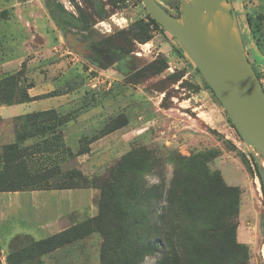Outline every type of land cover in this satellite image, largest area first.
<instances>
[{"label":"rangeland","instance_id":"rangeland-1","mask_svg":"<svg viewBox=\"0 0 264 264\" xmlns=\"http://www.w3.org/2000/svg\"><path fill=\"white\" fill-rule=\"evenodd\" d=\"M157 1L179 15V0ZM231 5L239 16L246 55L264 82V0H231ZM0 8L7 10L0 14V65L25 54L29 23L36 22L39 30L47 26L42 36L48 54L43 52L44 44L39 48L30 41L33 50L43 51L33 63L28 61L34 53L28 54L20 87L47 82L55 92L75 91L71 106L54 120L27 127L22 117L0 119V153L16 135L28 136L23 146L33 152L27 156L32 172L58 165L66 181L82 186L106 174L129 150L142 148L149 158L142 180L146 183L144 175H153L165 188L175 169L184 168L188 158L205 154L207 170L218 172L226 184L239 189L236 238L243 243L248 234L242 231L252 235L244 243L246 264H264V195L251 153L176 40L152 26L146 32L136 30L134 23L148 20L141 0H0ZM30 10L34 17L28 15ZM243 14L252 22L253 40L242 27ZM73 39L86 44L91 54L77 50ZM16 65L6 63L2 69L12 71ZM156 68L161 70L154 74ZM4 73L9 72L0 71V77ZM56 105L55 100L42 99L13 111ZM89 190L0 192L2 252L32 241L18 234L39 240L59 231L62 222L78 223L95 215L99 190L92 200ZM101 242L100 233L92 232L61 246L68 249L51 263L101 264ZM154 260L149 255L142 264ZM22 263L43 264L40 258Z\"/></svg>","mask_w":264,"mask_h":264},{"label":"trees","instance_id":"trees-1","mask_svg":"<svg viewBox=\"0 0 264 264\" xmlns=\"http://www.w3.org/2000/svg\"><path fill=\"white\" fill-rule=\"evenodd\" d=\"M147 16L145 24L134 23L138 32H146L149 26L163 30L149 14ZM22 66L0 77V105L54 95L55 92H48L30 96L27 90L32 85L21 88L20 83L26 78ZM162 66H165L164 62ZM161 68H156L153 73H158ZM204 86L210 89L205 81ZM57 116L58 112L51 108L29 112L19 118L24 119L21 123L32 127ZM226 118L234 129L227 115ZM26 138L28 136L18 134L14 141L2 147L0 191L94 188L99 190L98 210L95 215L65 229L9 251L5 258L7 264L39 259L41 255L92 232H99L102 237L101 264H142L149 255L154 256V264L247 263V246L236 238L239 189L226 184L218 172L207 170L205 154L194 155L188 158L184 168L175 169L167 188L163 182L145 187L142 176L149 167V158L142 148L126 152L103 176L76 186L66 181L67 175L58 165L32 172L27 156L33 152L23 146ZM173 157L180 160L178 156ZM257 176L264 195L258 172Z\"/></svg>","mask_w":264,"mask_h":264},{"label":"water","instance_id":"water-1","mask_svg":"<svg viewBox=\"0 0 264 264\" xmlns=\"http://www.w3.org/2000/svg\"><path fill=\"white\" fill-rule=\"evenodd\" d=\"M141 3L208 84L251 153L264 187V91L247 60L231 0H179V15L157 0Z\"/></svg>","mask_w":264,"mask_h":264},{"label":"crops","instance_id":"crops-1","mask_svg":"<svg viewBox=\"0 0 264 264\" xmlns=\"http://www.w3.org/2000/svg\"><path fill=\"white\" fill-rule=\"evenodd\" d=\"M4 11H7L6 8H0V14L1 15L4 13ZM40 11L41 10L39 9L38 10L39 14L42 13ZM28 15L31 16V17H34L36 14H33V12H31V10H30L28 12ZM41 15H43V13ZM236 18H237L238 25H239V28H240V31H241V26H240V23H239V16H236ZM240 19L242 20V23H243L242 24L243 29L246 31L247 35L250 36V38L253 40L255 38V36H254V32H252L253 26H252V22L250 21L249 17H248V19H249L248 20L247 18H245V14H243V17H242V15H240ZM49 25H51L50 22H49ZM37 26L38 25H37L36 22L35 23L33 22V25L31 23H29V27H30L31 30H30L29 39L25 41V48H26L25 49V54L23 56L17 57L16 59H9V60L3 62L0 65V71H2V72H5V71L6 72H13V71L18 70L21 67V65L23 64V62L25 61V59L28 57V54L30 52L34 53V57L30 58L28 63H33L34 61L37 60V56L41 55L40 53H42L43 50L42 49L33 50L32 47H31L30 41H32L33 44L38 45L39 48H42L43 44L46 42V39L43 38L42 35L47 34V33H45L46 30H47L46 29L47 26H44V28H41L40 30L37 28ZM49 30L51 31V29H49ZM241 33H242V31H241ZM45 46H46L44 48L45 51H43V52L46 55V54H48V47H47V45H45ZM29 56H31V54ZM11 62H15L17 64L15 69H13L12 71H8V70L2 69V65L6 64V63H11ZM42 87H47V88L46 89H42ZM48 87L49 86H47V82L46 83L44 82V83H41V84L38 83V84H35L34 86L29 87L27 91H28L30 96H37V95H40V94H46L48 92H55V91H53L54 89L48 88ZM74 95H75V91L66 92V93L65 92H61V91H57V92L54 93V95H50V96H46V97H38L36 99H33L31 101H27V102H22V103H17V104H12V105H0V119H8V118H12V117L23 116V115H25V114H27L29 112L17 113V112H15L13 110H15L16 107H18L20 104H25V103L33 104V103L37 102L38 100H42V99L55 100L57 102V105L55 107H45V108H42V109H39V110H34V111H42V110L53 108L58 113H60V112L65 111L66 109H68L71 106L70 102L74 101L73 100L74 98H72ZM75 136L78 137L77 132L75 133ZM79 156H81V155H79ZM82 156L84 157L85 154H82ZM83 189H90L89 190L90 192H89V195H88V199L92 200L93 195L96 193V190L93 189V188H66V189H39V190H55V191H61L62 190V191H70L71 192V191H74V190H83ZM22 191L23 190H21V191H0V192L19 193V192H22ZM30 191H36V190H30ZM72 212L73 211H71V213ZM58 221H60V220H58ZM73 222L74 221L71 220L70 222H62V223H60V225L58 226L59 231L69 227L72 224H75ZM242 233L243 234H245V233L248 234L246 242L242 241L243 243H247V242H249L252 239V235H250L247 231H242ZM18 236H24L25 239L30 238L31 240H35L29 234H26V233L18 234ZM12 239L10 240V243H12V241H13ZM66 249H68V248L67 247H59V248H57L55 250H52V251H50L48 253H45V254H43V255H41L39 257L40 261H42L43 264H52L51 261H52L53 257L58 255V253L61 252V251H66ZM9 251L10 250H8V252ZM7 253H5V252L3 253L2 249L0 248V263L1 264H7L6 263V259H5ZM19 264H23V263L21 262Z\"/></svg>","mask_w":264,"mask_h":264},{"label":"flooded vegetation","instance_id":"flooded-vegetation-1","mask_svg":"<svg viewBox=\"0 0 264 264\" xmlns=\"http://www.w3.org/2000/svg\"><path fill=\"white\" fill-rule=\"evenodd\" d=\"M71 44H73V46H75V48H76L77 50H80V51H82V52H86V53H84V54H87V52H88V53L91 52L89 49H87L86 44H83L82 42H80V41H78V40L73 39L72 42H71ZM90 54H91V53H90ZM247 60L250 62L251 66H252V68H253V70H254V72H255V74H256V76H257V78H258V80H259V82H260V84H261V86H262V89H263V91H264V82H263L262 79L259 77V74H258V71H257L255 65L253 64V62H252L248 57H247Z\"/></svg>","mask_w":264,"mask_h":264},{"label":"clouds","instance_id":"clouds-1","mask_svg":"<svg viewBox=\"0 0 264 264\" xmlns=\"http://www.w3.org/2000/svg\"><path fill=\"white\" fill-rule=\"evenodd\" d=\"M144 179L146 181L145 187H152L153 184H157L159 182L155 176L149 174H145Z\"/></svg>","mask_w":264,"mask_h":264}]
</instances>
